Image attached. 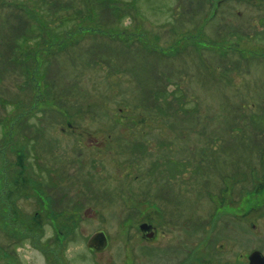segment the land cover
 I'll return each instance as SVG.
<instances>
[{
	"label": "rangeland",
	"instance_id": "374dc122",
	"mask_svg": "<svg viewBox=\"0 0 264 264\" xmlns=\"http://www.w3.org/2000/svg\"><path fill=\"white\" fill-rule=\"evenodd\" d=\"M123 1L0 0V205L48 201L32 190L46 187L30 172L36 152L54 168L59 224L125 237L139 222L129 210L148 207L133 188L154 196L157 183L145 172L155 151L127 162L129 142L160 140L182 207L244 218V250L264 254V0Z\"/></svg>",
	"mask_w": 264,
	"mask_h": 264
},
{
	"label": "flooded vegetation",
	"instance_id": "af4514ba",
	"mask_svg": "<svg viewBox=\"0 0 264 264\" xmlns=\"http://www.w3.org/2000/svg\"><path fill=\"white\" fill-rule=\"evenodd\" d=\"M208 4L210 7V2ZM209 7L201 4L205 13ZM237 14L240 15L239 12ZM1 109L4 111V107ZM2 124L0 122L1 130L4 127ZM3 136L5 137L4 133ZM129 143L131 147L128 150L130 155L127 162L142 161L146 153L158 152L146 154L147 160L145 159V172L155 176L157 183L156 186L151 184L156 188L154 196L147 189L141 191L133 188V195L144 197L148 207L144 214L136 213L137 209L129 210L132 220L138 215L140 218L138 217L137 224L131 221L126 224L125 237L112 239L110 242L104 235V248L93 251L86 246L88 237L85 240L84 236L74 233L76 223L70 228L68 219H63L59 224L54 218L53 193L57 189L54 187L52 176L54 168L48 163L40 164L35 152V156H32L33 170L30 172L34 173L36 178L39 177L46 187H33L32 190L36 195L45 194L48 201L39 204L20 202L10 206L8 201L6 202L7 199L2 197L5 203L0 205V264H19L23 259L26 264H87L86 259H89L88 264H253L249 259L252 253L259 252L264 257L260 247L252 248L249 252L244 250L250 237L244 228L247 223L244 218L219 220V214L214 213L215 204L209 202H186L182 207V203L176 199V192L180 190L181 194L182 190L179 182V163L175 157L165 153L166 145L163 142L156 140L153 145L156 149L151 150H146L144 141L132 139ZM3 157L5 158V154ZM1 171L2 181L8 182L7 171ZM13 176L12 185H15L21 180V173L15 174L14 171ZM12 188L14 192L21 194L20 188ZM5 192L6 188L2 193ZM150 198L153 200L149 201ZM37 206L42 211L43 218H38ZM217 206V210L219 207L228 209V205L224 203ZM225 206L227 208H224ZM196 207L205 210L206 215L198 218ZM250 227L253 229L255 224L250 223ZM70 243H77L76 248L70 250ZM81 247L88 249L90 258L81 255ZM108 249L109 258L103 262V255ZM143 251L146 254H143Z\"/></svg>",
	"mask_w": 264,
	"mask_h": 264
},
{
	"label": "water",
	"instance_id": "95a60500",
	"mask_svg": "<svg viewBox=\"0 0 264 264\" xmlns=\"http://www.w3.org/2000/svg\"><path fill=\"white\" fill-rule=\"evenodd\" d=\"M89 211V209L86 210L84 215L86 216ZM105 244L106 239L104 234L101 232L91 234L86 241V246L93 251L103 249ZM249 259L253 262V264H264V257L259 252L252 253Z\"/></svg>",
	"mask_w": 264,
	"mask_h": 264
}]
</instances>
